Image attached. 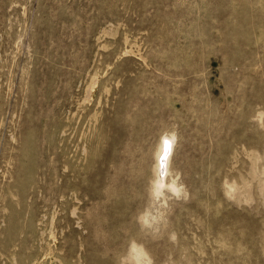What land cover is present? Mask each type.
I'll list each match as a JSON object with an SVG mask.
<instances>
[{
  "label": "rangeland",
  "instance_id": "374dc122",
  "mask_svg": "<svg viewBox=\"0 0 264 264\" xmlns=\"http://www.w3.org/2000/svg\"><path fill=\"white\" fill-rule=\"evenodd\" d=\"M263 172L264 0H0V264H264Z\"/></svg>",
  "mask_w": 264,
  "mask_h": 264
},
{
  "label": "bare ground",
  "instance_id": "6f19581e",
  "mask_svg": "<svg viewBox=\"0 0 264 264\" xmlns=\"http://www.w3.org/2000/svg\"><path fill=\"white\" fill-rule=\"evenodd\" d=\"M160 140L161 141L159 142V145L157 147L156 154H155L156 162L154 164V169L152 171V172H154V178L152 180V187H151L152 189H151V191L154 194L160 193L162 188H163V186H166V181H165V177L166 176L165 175H166V173L168 171L166 164H167L168 152H169V148H170V139L168 137H164L163 136V138L160 139ZM166 142L168 144L167 150H165V143ZM166 187H169L168 189L172 190V192L175 191L176 188H177V186L172 181ZM231 188H232V186H231ZM143 217H146L145 214H143ZM141 222H143V221H141ZM132 245H133V243H132Z\"/></svg>",
  "mask_w": 264,
  "mask_h": 264
},
{
  "label": "clouds",
  "instance_id": "9594fccd",
  "mask_svg": "<svg viewBox=\"0 0 264 264\" xmlns=\"http://www.w3.org/2000/svg\"><path fill=\"white\" fill-rule=\"evenodd\" d=\"M168 145V144H167ZM177 199H179L182 195H186V190L183 185H178L176 190L172 193ZM147 264H151V260L148 259Z\"/></svg>",
  "mask_w": 264,
  "mask_h": 264
},
{
  "label": "snow or ice",
  "instance_id": "6c2138e0",
  "mask_svg": "<svg viewBox=\"0 0 264 264\" xmlns=\"http://www.w3.org/2000/svg\"><path fill=\"white\" fill-rule=\"evenodd\" d=\"M167 147H168V145H167V142L165 143V150H167Z\"/></svg>",
  "mask_w": 264,
  "mask_h": 264
}]
</instances>
